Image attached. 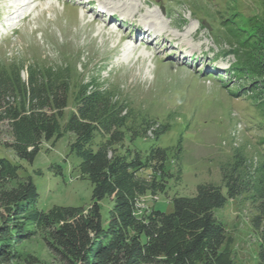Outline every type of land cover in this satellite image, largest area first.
Masks as SVG:
<instances>
[{
	"label": "rangeland",
	"instance_id": "rangeland-1",
	"mask_svg": "<svg viewBox=\"0 0 264 264\" xmlns=\"http://www.w3.org/2000/svg\"><path fill=\"white\" fill-rule=\"evenodd\" d=\"M34 1L28 2L17 18L19 12L13 9V16L8 8L24 0H0V67L19 62L24 67L53 69L69 85L70 98L84 80L95 79L104 89L119 87L130 107L156 120L148 140L137 141L136 147L144 156L156 144L167 148L171 176L165 193L142 199L140 214L150 209L170 214L173 199L194 197L197 187L205 184L221 187L227 197L223 173L239 154L250 166L264 163V106L249 93L250 83L245 82L249 79L235 77V56L228 53L236 44L229 32L237 19L234 13L248 7L255 13L252 0H99L121 25L115 24L116 19L106 25L110 18L101 14L103 22L91 30L83 25L97 16L88 5L86 10L92 12L85 14L86 10L76 6L78 0ZM90 1L94 8L99 7ZM49 5L54 9L48 10ZM157 14L161 19L155 18ZM136 17H140V29L154 23L169 38H159L153 48L140 40L124 42L123 36L133 35L138 28L133 20ZM235 24L243 25L240 19ZM182 47V57L190 58L195 51L197 58L179 60L177 52ZM27 76L23 68V79ZM155 130L163 133L157 140ZM1 141L12 143L7 126L2 127ZM71 141L72 135L65 134L54 144L43 143L33 162L19 160L12 149L0 146V158L21 166L22 177L33 178L43 211L53 206L87 208L92 202L90 183L75 170ZM174 158L179 159L178 164ZM101 205L105 221L112 202L106 200ZM260 206L248 192L235 199L227 197L226 204L214 211L233 238L236 264H259L261 237L254 222ZM12 246L25 261L16 259L9 264H30L29 257L37 260L34 264H62L42 236Z\"/></svg>",
	"mask_w": 264,
	"mask_h": 264
},
{
	"label": "trees",
	"instance_id": "trees-1",
	"mask_svg": "<svg viewBox=\"0 0 264 264\" xmlns=\"http://www.w3.org/2000/svg\"><path fill=\"white\" fill-rule=\"evenodd\" d=\"M252 3L255 13L250 7L234 13L243 25L232 18L229 32L236 44L229 53L235 56V77L249 79V93L264 106V0ZM63 81L53 69L19 62L0 67V146L12 149L19 160L33 162L43 143L54 144L71 134L69 151L77 162L75 170L92 187V202L87 208L53 206L43 211L33 178L22 177L21 166L0 158V264L25 261L12 245L37 235L62 264H236L233 238L214 211L227 197L248 192L261 202L254 227L261 237L259 264H264V163L250 166L239 154L223 173L227 197L221 187L205 184L194 197L173 199L170 214L156 209L140 214L142 199L165 193L171 176L167 148L156 144L144 156L136 147L137 141L148 140L156 120L130 107L119 87L104 89L95 79L84 80L70 98ZM3 126L12 136L10 144L1 141ZM153 132L155 140L163 135ZM173 161L178 164L179 159ZM106 200L112 208L104 221L101 204Z\"/></svg>",
	"mask_w": 264,
	"mask_h": 264
},
{
	"label": "bare ground",
	"instance_id": "bare-ground-1",
	"mask_svg": "<svg viewBox=\"0 0 264 264\" xmlns=\"http://www.w3.org/2000/svg\"><path fill=\"white\" fill-rule=\"evenodd\" d=\"M40 1H44V0H40ZM88 2H89V0H79V7L80 8H82V9H84V11L86 10V8H87V6L86 5H88ZM28 5V3H26V4H24V6H25V9L28 7L27 6ZM17 5H12L11 7H10V9H13V8H15ZM8 7V6H7ZM45 8V7H44ZM48 10H53L54 8H52L51 7V5H49L48 6V8H47ZM88 9V8H87ZM106 9H109L108 7H106ZM90 12H92V10H86V12H85V14H89ZM104 12H106V11H104ZM24 12H22V14H23ZM108 14H109V12H107ZM103 15H105V14H103ZM156 17L155 18H157V19H161L160 18V16H158V14L157 15H155ZM110 19L109 20H105L106 22H105V24L106 25H108L112 20L111 19H113V17L115 18V16H113V15H110ZM103 20H104V18H102V16L100 15V13H99V15H97V17L94 19V20H92L91 22H87L85 25H83L84 26V28H85V30L86 29H89V30H91V29H93V27L95 26V25H98V24H100V23H102L103 22ZM162 21V20H161ZM106 25L104 26L105 28H106ZM84 30V29H83ZM84 30V31H85ZM140 31H138L139 33H136V34H134V35H125V36H123V41L124 42H127V41H132V40H140V39H142V40H145V34H148L149 35V37L151 36V34L152 33H155L156 35H155V37H153V38H151L150 39V41H151V43L149 42V48H153V46H154V43H156V41L159 39V38H169L168 36H166L165 34H164V31H162L161 29H157L156 28V25L154 24V23H147L145 26H144V28L143 29H139ZM82 31V30H81ZM145 32V34L144 33H141V32ZM158 33V34H157ZM109 38V40L111 41V39L113 38V36L112 35H109L108 36ZM165 41H167V40H165ZM165 41H163L164 43H165ZM134 42V41H133ZM171 42V41H170ZM169 47V46H168ZM183 53V52H182ZM192 55V54H191ZM191 55H189V56H191ZM183 56H184V54H183ZM185 57V56H184Z\"/></svg>",
	"mask_w": 264,
	"mask_h": 264
}]
</instances>
